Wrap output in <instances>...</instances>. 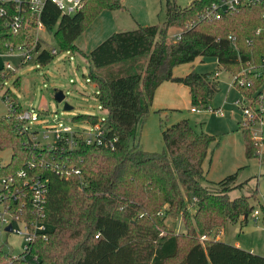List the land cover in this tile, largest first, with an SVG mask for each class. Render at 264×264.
Here are the masks:
<instances>
[{
  "label": "trees",
  "instance_id": "1",
  "mask_svg": "<svg viewBox=\"0 0 264 264\" xmlns=\"http://www.w3.org/2000/svg\"><path fill=\"white\" fill-rule=\"evenodd\" d=\"M95 1L80 0L73 13H64L45 0L40 22L48 30L54 29L61 51L85 57L87 76L107 111L105 122L91 114L73 119L104 124L117 138L116 146L82 145L67 152L34 147L24 122L17 118L23 110L17 95L10 88L2 92L8 112L0 117V150L10 149L11 156L7 164L0 162V178L14 177L35 164L32 172L49 182L44 219L47 238L37 235L23 256L0 248V264H264L262 255L209 238L214 231L220 233L227 222L246 220L254 211L249 198L257 191L255 186L249 196L230 198L232 188L248 182L231 187L237 171L218 182L201 184L213 136L197 133L183 119L162 130L165 149L161 152H148L131 143L162 82L184 84L193 108L208 107L219 90L217 75L194 70L184 76L172 74L174 67L192 63L198 56L215 57L218 70L230 74L246 70L245 78L252 81V87L235 85L241 93L255 95L264 81V2L205 21L200 14L210 0H193L185 7L166 0L161 23L114 32L84 53L65 38ZM25 4V0L19 3L20 12ZM16 5L14 0L0 2L5 11L0 15V52H7L10 45L28 44L24 23L17 33L5 25L6 17L18 12ZM189 23L192 25L186 28ZM173 26L183 29L177 41L168 38ZM36 50L39 64L52 60L49 50L39 44ZM117 63L123 64L114 66ZM105 67L110 70L99 73ZM13 75L14 70L0 68V91ZM15 89H20L18 76ZM241 132L245 155H258L249 130L241 127ZM54 160L74 166L80 175L60 177L48 165ZM189 206L195 210L190 211ZM171 216L181 218L182 233L168 230L165 220Z\"/></svg>",
  "mask_w": 264,
  "mask_h": 264
},
{
  "label": "rangeland",
  "instance_id": "2",
  "mask_svg": "<svg viewBox=\"0 0 264 264\" xmlns=\"http://www.w3.org/2000/svg\"><path fill=\"white\" fill-rule=\"evenodd\" d=\"M6 0H0L4 2ZM180 7L189 5L193 0H170ZM163 12L156 24L165 18V2L160 0ZM24 34L28 37V45L37 44L50 52L57 51L53 58L45 65L39 64L36 53L30 59L23 61L18 50L0 52V68L6 72L14 70V75L6 80L0 91V117L6 115L8 107L1 98L2 92L10 88L18 97L22 109L36 111L38 118L35 121H25L28 132L34 133L40 145L50 141L42 139V133L51 134L50 131L62 124H68L73 128L88 131L91 125L87 122L73 119L78 114L97 115L103 122L106 121L107 111L100 105L96 93L97 89L87 76L88 61L77 52L61 51L53 36V31L43 27L37 29L35 20L26 15L24 20ZM136 27V26H135ZM135 27L125 25L126 30ZM179 30L173 26L168 31V38L172 40V34ZM37 41V42H36ZM37 43V44H35ZM12 51V52H11ZM134 60V59H133ZM139 61V58L137 59ZM126 62V61H125ZM132 62V60H127ZM124 63V62H123ZM117 63L114 66H121ZM10 67L7 69L6 65ZM110 67L100 68L99 73L104 74ZM198 73L211 72L217 75L219 90L212 97L207 108L197 107L198 111H192L188 87L176 82H162L155 90L153 100L149 106V112L138 124L134 139L131 140L139 148L148 152H161L165 149L162 138V130L166 127L186 119L197 133H206L215 138L210 144L207 156L203 162L204 176L201 184L215 183L237 171L235 183L230 186H243L232 188L229 191L230 198L249 196L256 186L255 197L249 198L250 205L258 211L255 217L248 215L244 221L237 223L227 222L220 233L215 231L209 238H217L223 242L241 247L252 253L264 256V143L261 146L257 141L258 155L248 158L245 155L244 140L241 127L244 121L242 99L240 90L233 83L235 73L219 68L217 60L212 56H198L192 63H182L173 68L174 76H184L189 71ZM241 72V71H240ZM19 77V91L15 89V79ZM247 76V75H246ZM61 91L64 98L57 102L54 95ZM71 106L65 110L64 105ZM104 125V124H103ZM262 129V134L257 133L264 140V127L255 125L253 131ZM11 150H0V162L7 164L10 160ZM190 211L195 207L189 206ZM5 213L3 203L0 201V215ZM167 228L172 233H182L184 227L179 217H167ZM14 228L23 229L22 223L13 221ZM24 237L16 232L3 233L0 248L12 255H18L24 248ZM237 244V245H236Z\"/></svg>",
  "mask_w": 264,
  "mask_h": 264
},
{
  "label": "built area",
  "instance_id": "3",
  "mask_svg": "<svg viewBox=\"0 0 264 264\" xmlns=\"http://www.w3.org/2000/svg\"><path fill=\"white\" fill-rule=\"evenodd\" d=\"M14 1L17 3L16 7L18 8V12L11 14L5 19V25L11 29L12 33L18 32L26 19V15H29V17L35 20L37 29L43 28V25L40 22V15L45 0H25L26 4L22 12L19 11V3H21L22 0ZM50 1L64 13H73L80 4V0ZM261 2H264V0H210L201 12L200 19L212 21L221 18L225 14L237 13L246 6ZM4 14L5 11L0 8V15ZM262 16L264 17V13ZM191 25L192 23H189L185 27L188 28ZM182 31L183 29H179L176 33L172 34V40H179ZM229 38L232 39L233 37L229 36ZM11 50H18L23 61L30 59L33 53L37 54L36 45L30 47L28 44H17L14 45ZM51 52L55 54L56 50L52 49ZM6 67L8 69L10 65L7 64ZM263 68L264 64L262 65L261 70ZM245 72L246 70H242L238 74L232 76L233 83L242 88L252 87V81L245 78ZM241 96L242 99L239 101V104L242 105L244 115L242 127L249 130L251 138L255 144H257L258 141L262 146L264 140L261 136L257 135V133L262 134V129L259 131H253L252 127L255 125L264 127V81L252 97H249L244 93H241ZM191 110L198 111V109L195 108H192ZM38 116L39 115L36 111H27L23 109L18 113L17 118L24 122L23 127L24 130H26L25 121H35ZM90 125L91 129L85 131L84 129L73 128L68 124H62L51 130L50 135L43 132L42 139L47 141L48 138H51V140L41 145L36 139L34 133L30 134L28 130L26 131L31 139V145L37 148H46L48 150L62 152L73 151L82 145L106 149L115 148L117 138L109 134L105 125L100 123ZM41 164L42 162H40V165ZM48 165H50L54 172L60 177H67L72 174L80 175L79 169L67 164L65 161L54 160L50 161ZM33 167H35V164H31L26 169L18 171L14 177L0 178V201L3 203L5 213L9 215V218L4 214L0 215V245L3 233L16 232L23 235L24 248L23 251L18 254L20 256H23L26 253L37 235H40L43 239L47 238V225L44 222V219L46 214L49 180L40 173L32 172ZM252 215L256 217L258 211L254 210ZM13 221L22 223L23 229L14 228ZM8 224H11V231L6 230Z\"/></svg>",
  "mask_w": 264,
  "mask_h": 264
},
{
  "label": "crops",
  "instance_id": "4",
  "mask_svg": "<svg viewBox=\"0 0 264 264\" xmlns=\"http://www.w3.org/2000/svg\"><path fill=\"white\" fill-rule=\"evenodd\" d=\"M162 12L160 0H96L65 39L88 53L125 25H155Z\"/></svg>",
  "mask_w": 264,
  "mask_h": 264
},
{
  "label": "water",
  "instance_id": "5",
  "mask_svg": "<svg viewBox=\"0 0 264 264\" xmlns=\"http://www.w3.org/2000/svg\"><path fill=\"white\" fill-rule=\"evenodd\" d=\"M54 98H55V100H56L57 102H61V101L63 100V98H64V95L62 94L61 91H58V92L54 95ZM64 109H65V110H69V109H71V106L65 104V105H64ZM6 230H7V231H11V224H8V225L6 226Z\"/></svg>",
  "mask_w": 264,
  "mask_h": 264
}]
</instances>
